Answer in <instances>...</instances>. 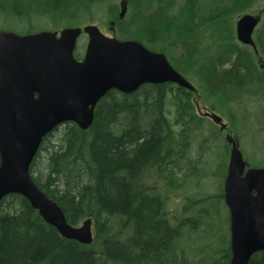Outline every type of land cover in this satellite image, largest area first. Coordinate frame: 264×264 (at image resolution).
I'll list each match as a JSON object with an SVG mask.
<instances>
[{
	"label": "trees",
	"instance_id": "16d2710c",
	"mask_svg": "<svg viewBox=\"0 0 264 264\" xmlns=\"http://www.w3.org/2000/svg\"><path fill=\"white\" fill-rule=\"evenodd\" d=\"M263 1L127 0L120 17L119 0H0V21L12 17L25 33L41 29L32 28L38 19L50 21L49 29L112 22L116 37L163 52L206 106L225 111L239 138L238 113L264 110V18L254 32L257 55L237 40L234 19ZM195 96L172 82L143 83L130 93L110 89L89 127L65 121L48 132L31 178L71 225L90 218L92 241L61 236L27 199L10 193L0 200V264H229L228 217L223 237L211 231L218 243L197 245L219 206L226 210L222 188H200L218 174L222 186L228 146L197 114ZM205 121L215 130L203 135ZM211 139L222 147L214 169L204 158L212 155ZM263 258L257 252L250 262Z\"/></svg>",
	"mask_w": 264,
	"mask_h": 264
},
{
	"label": "water",
	"instance_id": "95a60500",
	"mask_svg": "<svg viewBox=\"0 0 264 264\" xmlns=\"http://www.w3.org/2000/svg\"><path fill=\"white\" fill-rule=\"evenodd\" d=\"M120 4L122 17L125 1ZM257 22L258 17L248 13L236 21L238 40L253 48ZM82 31L87 41L83 58L77 60L73 50ZM164 82L195 90L164 53L133 39L105 35L95 24L26 34L0 28V200L20 194L61 236L90 243V218L71 225L60 206L33 182V157L43 137L58 124L73 121L82 129L89 127L97 101L110 89L130 93L143 83ZM206 114L225 127L220 116ZM226 140L231 143L223 185L229 264H252L254 253H264V165L248 166L237 140L230 135Z\"/></svg>",
	"mask_w": 264,
	"mask_h": 264
},
{
	"label": "rangeland",
	"instance_id": "374dc122",
	"mask_svg": "<svg viewBox=\"0 0 264 264\" xmlns=\"http://www.w3.org/2000/svg\"><path fill=\"white\" fill-rule=\"evenodd\" d=\"M263 5H264V2H261L257 5L256 8H259V10H261ZM258 12L259 11H257V13ZM259 14H261V12ZM48 22H50V21L47 20V22H46L45 20L38 19L32 28H34V29H39V28L49 29L50 24ZM89 23L97 25L98 28L100 29V31L102 33H104L105 35L111 36L114 33L112 26L110 24H108V22L106 23L105 20L88 21L84 24H80V25H76V26H83V25L89 24ZM15 26H22V25H21V23H19L18 20L14 19L12 17L7 18V19H3L2 21H0V28H2V29L13 30L17 33H25L22 29H15ZM72 26H75V25H72ZM62 27L63 26L59 27L58 29H60ZM258 27H259V24L256 28H258ZM86 39H87V37L84 33H81V35L77 39V43H76V47H75V53L79 56L83 55V48H84ZM200 99L195 96V97H193V102H195L197 100V102L201 106L203 102ZM250 111H251V113H250ZM256 111H252L249 109V112L246 114L242 110H241V113H238L239 111L237 110V113L239 114L238 115L239 121L235 125L234 131L238 134L239 148H240L242 155H243L244 159L246 160V162L250 165H253V166H261L264 164V110L262 109L261 106H259ZM207 124H209L208 121H205L203 124L204 125L203 126L204 134L203 135L209 134V130L210 131L215 130L212 125H207ZM226 135H231V132L227 130L225 133V136ZM220 136H221V138L222 137L224 138L223 133H220ZM226 141L227 140L225 138V143L227 144L228 148H230V143H228ZM211 143H214V145L210 144V146L212 148L211 149L212 155H211V157L209 155H206V156H204V158H206L209 161V164H213V166H210V169L211 168L214 169V168H216V162L215 161H216V159H219L217 157H221L220 155L222 152V147L219 144L220 143L219 140L211 139ZM227 153H229L228 149H227ZM39 164L43 165V161H41V160L38 161V165ZM219 181H220L219 174L215 176V179H213L212 177H208L203 182V185L200 189L202 191H207V192H212V193L218 194L221 191V187L219 185H217ZM206 202L207 201L200 203V206L202 207V209H205V210H207V212H209V210L213 209V206L212 205L210 207L207 206L208 204H205ZM171 206L173 208H175L176 205L171 203ZM176 208L179 209V206ZM207 212H204V213L207 214ZM214 214H215V220H214L213 224H212V221L214 219L213 215L211 216L210 221L208 222V223H210L211 226L209 228V231L207 232L206 237L203 239V237L205 236V233H206V231H205L202 234V237L197 242V245L199 248L203 247L201 244L205 243L206 240L211 242L212 244H216L219 242V239L216 235H213V237L216 236V238L215 239L211 238V241H210L211 231L218 232V234L221 237H223L224 233L226 232L225 228L227 226L226 225L227 224V222H226L227 221V214H226L225 208L223 206H219V209ZM221 241L223 242V240H221Z\"/></svg>",
	"mask_w": 264,
	"mask_h": 264
},
{
	"label": "flooded vegetation",
	"instance_id": "af4514ba",
	"mask_svg": "<svg viewBox=\"0 0 264 264\" xmlns=\"http://www.w3.org/2000/svg\"><path fill=\"white\" fill-rule=\"evenodd\" d=\"M261 9V8H260ZM247 11H250L251 12V14H253V15H258L261 19L262 18H264V8L262 7V9L261 10H256V11H253V10H247ZM257 11H259L258 13H257ZM261 12V14H259ZM239 17V15H237L236 17H235V19H234V28H235V23H236V19ZM255 32V31H254ZM254 34V33H253ZM253 38H254V36H253ZM255 40V39H254ZM251 47V46H250ZM251 49L253 50V48L251 47ZM254 51V50H253ZM255 52V51H254ZM76 58L77 59H81L82 58V56H79V55H77L76 56ZM263 64V63H262ZM262 64H260L261 66H262ZM263 66H264V64H263ZM197 93V92H196ZM197 98H199L200 99V97H199V95H198V93H197ZM202 103V102H201ZM194 107H195V110H196V112L198 113V114H200V115H203V112H206V110L209 112V113H216V114H218L220 117H221V122H223L226 126L223 128V129H220V126H219V124H217V126H218V129H219V131H220V133H223L224 134V136H225V133H226V131L228 130H230L231 131V128H230V126H229V122L226 120L227 118H226V115H225V111H220V110H218V109H216L215 108V106L214 107H208V106H206L204 103H202V105L200 106L199 105V103L197 102V100L194 102ZM203 116H206L207 118H211L210 116H208V115H203ZM215 124V123H214ZM223 180H224V177H223ZM222 200H223V203H224V197H223V194H222ZM224 205H225V203H224ZM226 210H227V207H226ZM227 213H228V211H227ZM229 227V226H228Z\"/></svg>",
	"mask_w": 264,
	"mask_h": 264
}]
</instances>
